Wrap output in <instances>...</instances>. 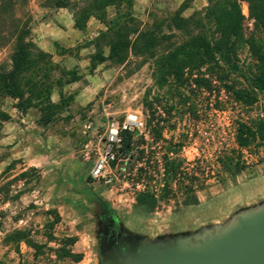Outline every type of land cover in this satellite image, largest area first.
<instances>
[{"label":"rangeland","instance_id":"374dc122","mask_svg":"<svg viewBox=\"0 0 264 264\" xmlns=\"http://www.w3.org/2000/svg\"><path fill=\"white\" fill-rule=\"evenodd\" d=\"M89 1L47 7L29 0L20 13L30 19V28L34 23L38 29L30 31L33 40L39 32H55L56 8H63L57 24L70 19L73 24L74 13ZM185 1L184 17L207 5V0H134L131 12L140 27L159 24L162 33L178 35L169 18ZM240 6L247 35L252 20L247 3ZM115 11L108 6L104 17ZM91 20L83 30L50 44L51 106L40 101L22 119L12 110L14 101L0 96V107L12 112L0 124V264H98L100 224L94 213L99 200L113 208L127 229L156 235L222 224L235 210L264 198V146L239 149L235 141L237 121L262 115L264 93L254 90L256 102L243 104L218 85L164 89L152 119L143 104V96L155 89L152 60L130 54L121 64L106 60L92 66L98 51L107 55L108 49L96 45L104 24ZM8 52L9 47L0 50L5 67ZM252 62L247 48H240L241 71L233 74L238 85L248 86L245 75ZM132 116L137 123L129 126ZM125 129L133 131L130 147L113 164L103 161L109 134L122 137ZM120 146L113 143L112 150ZM235 163L246 167L237 171ZM88 176L93 177L90 183ZM17 231L30 243L19 239ZM68 252H81L83 258L75 262Z\"/></svg>","mask_w":264,"mask_h":264},{"label":"trees","instance_id":"16d2710c","mask_svg":"<svg viewBox=\"0 0 264 264\" xmlns=\"http://www.w3.org/2000/svg\"><path fill=\"white\" fill-rule=\"evenodd\" d=\"M28 1L0 0V50L9 47L7 59L10 62L8 67L0 64V96L13 99L14 107L21 114L45 100L47 106L52 105L51 86L48 82L52 65L50 53L35 44L30 34V19L20 13ZM133 1L90 0L74 13L73 25L83 30L87 20L94 17L105 26L96 45L106 46L108 53L104 55L98 51L91 59L92 66L106 60L121 64L128 60L130 54L152 60L155 89L143 96V104L150 110L152 119L156 116L155 102L164 89L177 90L193 84L199 90H211L218 85L230 93L235 101L243 104L256 102L254 90L264 93V0H207L206 6L193 11L188 17L182 16V12L189 7L185 1L169 18L178 35L162 33L159 24L140 27L139 21L131 12ZM242 1L247 3L248 17L252 20L247 35L244 32L246 17L240 6ZM39 2L47 7H67L68 0ZM120 5H125V9L119 11ZM108 6H114L116 11L111 18L106 19L105 9ZM175 36H179L180 40L171 41ZM243 46L253 60L252 67H247L249 72L245 75L248 82L246 87L238 85L239 82L233 75L241 71L239 50ZM9 118L10 115L0 107V124ZM47 120L42 123L45 124ZM236 123L235 141L239 149L250 145L264 146V108L262 115L256 120ZM132 134L133 131L127 129L122 131L121 146L116 148V156L130 147ZM260 161L258 159L257 164ZM235 165L237 171L246 167L245 163ZM9 168L10 165L6 170ZM30 171L34 176L38 175L36 168L32 167ZM92 180L93 177L88 176L86 181L90 183ZM15 234L19 235V239L30 243L22 231ZM66 239L74 242L73 238ZM67 255L75 262L83 258L81 252H68Z\"/></svg>","mask_w":264,"mask_h":264},{"label":"water","instance_id":"95a60500","mask_svg":"<svg viewBox=\"0 0 264 264\" xmlns=\"http://www.w3.org/2000/svg\"><path fill=\"white\" fill-rule=\"evenodd\" d=\"M119 224L117 241L98 237V264H264V198L190 231L139 234Z\"/></svg>","mask_w":264,"mask_h":264},{"label":"crops","instance_id":"0c3cea01","mask_svg":"<svg viewBox=\"0 0 264 264\" xmlns=\"http://www.w3.org/2000/svg\"><path fill=\"white\" fill-rule=\"evenodd\" d=\"M63 16V8H56L53 12H52V26H53V33L51 34H44V33H41L39 32L37 35H38V38H34L33 40L35 42L38 43V46L43 49L44 51L48 52V53H51V50H50V44H52L54 41H57L59 39H63V37H66L67 35H71L73 32L79 30L77 28L74 27V25L72 24V20L70 19V21L68 22H64L63 25L61 24H57L56 21H60V17ZM35 17V16H34ZM91 19L93 20H97L96 18L94 17H90L87 22H86V25L90 23H92ZM99 23H101L99 21ZM101 24H98V27H100ZM36 25L33 23L32 24V27L30 28V31H32L33 33H35L36 31H38V29H36L35 27ZM101 28V27H100ZM39 29H42V28H39ZM56 33V34H54ZM35 35V34H34ZM46 35H51V36H46ZM9 98V97H8ZM11 99V98H10ZM53 99V98H52ZM12 101H14L12 99ZM15 102V101H14ZM4 110V109H3ZM12 110L15 112V113H18V110L14 107V104L12 106ZM29 110V109H28ZM6 111L10 116H12V112H8V110H4ZM19 115L22 116V119H24L25 117L29 116V114L26 112L25 114H21L19 113ZM5 133V132H3ZM4 138H8V136H5L4 134ZM140 207H142V209H145L147 208V206L145 205H140Z\"/></svg>","mask_w":264,"mask_h":264},{"label":"flooded vegetation","instance_id":"af4514ba","mask_svg":"<svg viewBox=\"0 0 264 264\" xmlns=\"http://www.w3.org/2000/svg\"><path fill=\"white\" fill-rule=\"evenodd\" d=\"M95 201V200H94ZM95 217L99 221V236L117 241V234L120 231V219L113 208L103 200L96 204Z\"/></svg>","mask_w":264,"mask_h":264},{"label":"built area","instance_id":"2783aa9c","mask_svg":"<svg viewBox=\"0 0 264 264\" xmlns=\"http://www.w3.org/2000/svg\"><path fill=\"white\" fill-rule=\"evenodd\" d=\"M137 120L134 118H130L129 119V126L130 124H135ZM127 126H124V128H126ZM120 144L121 143V136L119 135V133L117 132H111L109 134V144L107 145V149L105 152V156H104V160L103 161H113L116 157V151L112 150V144ZM102 168V164H99L98 167L96 168L97 173L100 171V169Z\"/></svg>","mask_w":264,"mask_h":264},{"label":"bare ground","instance_id":"6f19581e","mask_svg":"<svg viewBox=\"0 0 264 264\" xmlns=\"http://www.w3.org/2000/svg\"><path fill=\"white\" fill-rule=\"evenodd\" d=\"M135 117L134 116H132V119H134Z\"/></svg>","mask_w":264,"mask_h":264}]
</instances>
